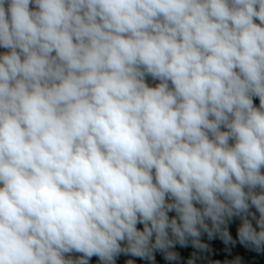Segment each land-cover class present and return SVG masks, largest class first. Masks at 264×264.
<instances>
[{"label":"clouds","instance_id":"clouds-1","mask_svg":"<svg viewBox=\"0 0 264 264\" xmlns=\"http://www.w3.org/2000/svg\"><path fill=\"white\" fill-rule=\"evenodd\" d=\"M0 49V264L264 256V0H0Z\"/></svg>","mask_w":264,"mask_h":264},{"label":"trees","instance_id":"trees-1","mask_svg":"<svg viewBox=\"0 0 264 264\" xmlns=\"http://www.w3.org/2000/svg\"><path fill=\"white\" fill-rule=\"evenodd\" d=\"M4 51L3 49H0V52ZM149 83H152V81L150 80L149 78ZM256 103H258V99L256 100ZM239 251L242 252V254L246 257V259H251L252 261H255L256 264H264V256H255L254 253H247L245 250H242V249H238ZM252 257H255V259H252ZM120 258H128V257H124V256H121ZM120 258L118 259L117 261V264H119V260ZM96 259L95 257L92 258V264H96ZM133 259H136L137 260V264H141V262L137 259V258H133ZM158 260H160V257L158 256L157 257ZM161 264H163V261H161Z\"/></svg>","mask_w":264,"mask_h":264},{"label":"rangeland","instance_id":"rangeland-1","mask_svg":"<svg viewBox=\"0 0 264 264\" xmlns=\"http://www.w3.org/2000/svg\"><path fill=\"white\" fill-rule=\"evenodd\" d=\"M125 259H127V258H125ZM125 259L120 258V260H119L120 263L119 264H123ZM251 264H256V262L251 260Z\"/></svg>","mask_w":264,"mask_h":264}]
</instances>
